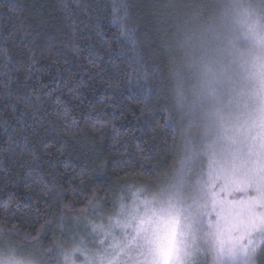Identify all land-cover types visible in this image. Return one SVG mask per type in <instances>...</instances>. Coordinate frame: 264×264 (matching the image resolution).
Listing matches in <instances>:
<instances>
[{
  "label": "snow or ice",
  "instance_id": "6c2138e0",
  "mask_svg": "<svg viewBox=\"0 0 264 264\" xmlns=\"http://www.w3.org/2000/svg\"><path fill=\"white\" fill-rule=\"evenodd\" d=\"M197 7V23L187 28L175 22L174 0L162 5L169 11L161 25L172 20L179 38L162 44L163 56L151 71L142 63L136 29L119 18L110 21L124 37L121 63L131 69L110 58L112 78L143 77L139 91L161 98L158 114L172 136L175 164L158 184L119 187L103 205L93 192L81 208L63 203L51 220L39 213L40 228L55 226L62 238L41 249L48 264H264V0H214ZM96 25L102 37L99 18ZM97 60H103L98 53L95 67ZM155 79L161 81L158 90L150 84ZM31 99L17 96L25 104ZM114 166L125 175L137 171L130 163ZM11 200L0 206L4 224L14 216ZM12 235L24 234L15 225L0 227V264H32L5 239Z\"/></svg>",
  "mask_w": 264,
  "mask_h": 264
},
{
  "label": "trees",
  "instance_id": "16d2710c",
  "mask_svg": "<svg viewBox=\"0 0 264 264\" xmlns=\"http://www.w3.org/2000/svg\"><path fill=\"white\" fill-rule=\"evenodd\" d=\"M167 2L0 0V206L11 197L14 213L8 224L0 220V227L15 225L24 234L6 240L29 252L46 250L62 238L55 226L40 228L39 213L51 220L63 203L72 201L81 208L93 192L103 205L119 187L152 186L173 170L172 136L158 114L161 98L139 91L143 77L112 78L110 63L111 58L131 71L118 55L126 47L123 34L110 23L119 18L127 28L136 29L142 63L151 71L163 56L162 44L179 38L173 35L172 20L160 23L167 19L164 13L169 9L162 8ZM174 2L175 22L187 28L197 23L198 5L213 3ZM97 18L102 37L96 31ZM97 53L103 60L95 67ZM127 53L133 54L131 49ZM160 83L150 82L154 90ZM18 95L32 99L25 104L17 101ZM73 121L76 128L71 127ZM101 126L102 132L97 130ZM115 161L130 163L137 171L122 174ZM81 170L86 173L83 179ZM5 215L0 207V216ZM71 215L79 213L73 210ZM37 231V240L24 238Z\"/></svg>",
  "mask_w": 264,
  "mask_h": 264
},
{
  "label": "clouds",
  "instance_id": "9594fccd",
  "mask_svg": "<svg viewBox=\"0 0 264 264\" xmlns=\"http://www.w3.org/2000/svg\"><path fill=\"white\" fill-rule=\"evenodd\" d=\"M21 252L23 253L21 258L23 259L24 257H30L32 264H48V261L46 260L45 256L41 255V252L33 253L23 248H21ZM47 255L51 254L49 253Z\"/></svg>",
  "mask_w": 264,
  "mask_h": 264
},
{
  "label": "rangeland",
  "instance_id": "374dc122",
  "mask_svg": "<svg viewBox=\"0 0 264 264\" xmlns=\"http://www.w3.org/2000/svg\"><path fill=\"white\" fill-rule=\"evenodd\" d=\"M212 2L214 3V0H212ZM194 22H195V20H194ZM257 264H260V262L258 261Z\"/></svg>",
  "mask_w": 264,
  "mask_h": 264
}]
</instances>
